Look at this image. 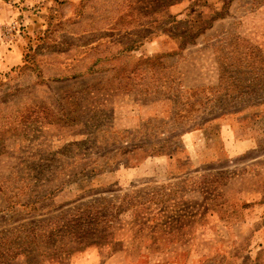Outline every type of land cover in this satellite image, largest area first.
Masks as SVG:
<instances>
[{"label": "rangeland", "instance_id": "obj_1", "mask_svg": "<svg viewBox=\"0 0 264 264\" xmlns=\"http://www.w3.org/2000/svg\"><path fill=\"white\" fill-rule=\"evenodd\" d=\"M0 264H264V0H0Z\"/></svg>", "mask_w": 264, "mask_h": 264}, {"label": "crops", "instance_id": "obj_2", "mask_svg": "<svg viewBox=\"0 0 264 264\" xmlns=\"http://www.w3.org/2000/svg\"><path fill=\"white\" fill-rule=\"evenodd\" d=\"M27 1H31V0H27ZM1 47H2V46L0 45V49H1Z\"/></svg>", "mask_w": 264, "mask_h": 264}, {"label": "trees", "instance_id": "obj_3", "mask_svg": "<svg viewBox=\"0 0 264 264\" xmlns=\"http://www.w3.org/2000/svg\"><path fill=\"white\" fill-rule=\"evenodd\" d=\"M263 198H264V196H263Z\"/></svg>", "mask_w": 264, "mask_h": 264}]
</instances>
